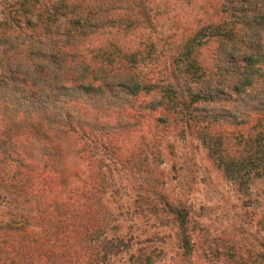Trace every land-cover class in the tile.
Wrapping results in <instances>:
<instances>
[{
    "label": "rangeland",
    "instance_id": "rangeland-1",
    "mask_svg": "<svg viewBox=\"0 0 264 264\" xmlns=\"http://www.w3.org/2000/svg\"><path fill=\"white\" fill-rule=\"evenodd\" d=\"M23 1L0 0V28L6 30L1 35L8 40L24 29V18L30 25L36 20L34 14H23L20 7L18 10L16 5ZM31 1H34V7L61 3L90 11H96L98 7L120 9L116 14L123 18L138 15V6L151 11L157 5L166 7L165 16L160 19L161 26L153 25L149 20L144 22L145 34L142 35L152 42L150 46L142 44L141 39L134 41L132 52L137 51L131 55L130 41L125 44V54L130 56L112 58L116 68H119L120 59V65L126 71H119L115 78L110 76L102 86L97 82L86 83L96 91L86 93L89 96L70 95L67 101H71L60 103L54 115L36 113L17 104L6 106L10 102L0 95V144L5 142L4 138L12 140L6 148L13 151L11 158L19 159L29 174L49 172L59 179L57 186H50L49 199H64L72 189L86 188L90 182L98 185L99 200L91 204L94 236L98 240L120 237L130 244L129 250L111 255L103 264H129L130 253L131 261L136 256L134 264H218L221 258L215 249L220 248L222 253L223 246L231 243L230 240L243 247L251 245L264 250V177L250 176L247 184L241 185L238 179L223 175L194 132L181 129L180 122L165 128L144 119L153 113L151 100L163 95L160 87L171 85L178 90L176 85L179 83H189L185 81L187 66L179 68L177 63L169 60L168 56L177 53L181 46L171 33H182L180 39L184 41L186 31L183 28L194 27V20L201 16L203 8L207 11L204 0H201L202 8H199V2L191 0ZM11 21L18 23L14 30L8 27ZM129 29L123 28L119 32L129 36ZM106 32L104 41L111 39L109 35L113 33L111 30ZM201 41L194 50L195 55L208 60L222 39L202 36ZM97 43L95 38L82 41V55L86 57L88 52L93 55L89 50ZM2 46L0 50L7 48ZM167 46L170 49L177 47V50L169 53L165 50ZM17 48L22 49L23 45L18 44ZM212 60L211 57L208 65L212 66ZM108 68L113 69V66L108 65ZM150 81L155 84L149 86L145 95L142 93L144 97H131L129 93L133 86ZM117 82L126 85L116 86L114 90L110 84ZM37 84L32 88L38 94L43 89ZM191 89H198V85L191 84ZM182 97L187 98L184 94L179 99ZM176 110L179 112L173 115L180 116L177 105ZM158 111L166 119L171 116L170 110L162 108ZM254 116L252 111L246 126L251 124ZM2 161L6 163L7 160ZM12 195L0 181V225L7 221L16 224V230L13 228L9 232L1 228L0 237L15 233L17 237L29 235L38 239L47 227L29 217L27 206L23 202L20 206L15 204ZM169 204H178L188 211L185 235L193 243V251L188 256L181 252V231ZM224 241L229 243L224 244ZM0 245H6L2 238ZM30 257L32 264L49 263L46 257L40 258L35 253ZM52 261L59 264L57 259ZM2 262L0 264H7V261Z\"/></svg>",
    "mask_w": 264,
    "mask_h": 264
},
{
    "label": "trees",
    "instance_id": "trees-1",
    "mask_svg": "<svg viewBox=\"0 0 264 264\" xmlns=\"http://www.w3.org/2000/svg\"><path fill=\"white\" fill-rule=\"evenodd\" d=\"M191 1L199 2V8L203 7L201 0ZM54 4L34 7V1L24 0L16 6L23 14H34L35 22L30 25L24 18V29L11 40L2 37L6 30L0 28V45L7 47L0 50V95L10 102L6 106L17 104L20 108L48 116L54 115L60 103H69L71 100L67 101V97L70 95L89 96L86 93L96 89L86 83L97 82L102 86L110 76L115 78L119 71H126L120 65V59L130 56L125 54V44L131 41V55L137 51L132 52V49L140 39L146 46L152 44L142 35L145 34L144 22L149 20L151 24L161 26L160 19L165 16L166 8L157 5L151 11L138 6V15L123 18L116 14L120 9L98 7L96 11H90L74 5ZM204 4H207V11L203 8L201 16L194 20V27L183 28L186 31L184 41L180 39L182 33H171L181 43L178 50L177 47L165 48L169 53L177 50V53L167 56L179 68L187 66L184 69V72L188 71L185 81L189 83H179L176 85L178 90L171 85L160 87L163 95L152 98L150 110L153 113L144 119L165 128L180 122L181 129L194 132L223 175L238 179L245 186L250 176L264 177V0H204ZM102 14L105 16L101 17ZM11 22L9 28L14 30L16 25L18 27V23ZM127 27L130 28L129 36L126 32H119ZM107 30L113 33L109 35L111 39L104 41ZM202 36L222 39L211 55L212 66L208 65L211 57L206 60L207 57L195 55L194 50L201 45ZM87 38H95L98 43L89 50L93 55L88 52L84 57L81 43ZM18 44L23 48L18 49ZM115 57H121L118 59L119 68L114 66L112 58ZM131 79H134L132 75ZM153 82L136 84L129 94L131 97H144L149 86L155 84ZM36 83L43 89L38 94L32 88ZM191 84H197L198 89H191ZM110 85L115 90L116 86H125L126 83ZM184 94L187 98L179 99ZM196 103L200 105L196 106ZM176 105L181 110L180 116L173 115L179 112ZM162 108L170 110L172 118L166 119L159 114L158 109ZM252 111L255 116L246 126ZM65 116L69 117V114ZM4 141L0 144V158L7 161L4 163L0 159V181L13 194V202L19 206L23 202L29 217L47 229L38 239L29 235L17 237L15 233L0 237L6 244L0 245V263L32 264L30 256L35 253L40 258L46 257L51 264L53 259L59 260V264H103L111 255L130 249L128 241L120 237L98 240L94 236L91 204L99 200L95 182H90L86 188L72 189L64 199L51 200L50 186H57L59 179L49 172L29 174L19 159L11 158L13 151L6 146L10 147L12 140L8 137ZM169 207L181 231V252L188 256L193 251V243L185 235L188 211L178 204H169ZM15 227L11 221L0 225L5 232ZM50 231L55 234H50ZM96 241L97 244L94 243ZM230 241L223 242L229 244L223 246L222 253L220 248L215 249L221 258L218 264H264V250ZM133 258L131 261L130 253L127 258L129 264L137 261L136 256Z\"/></svg>",
    "mask_w": 264,
    "mask_h": 264
}]
</instances>
